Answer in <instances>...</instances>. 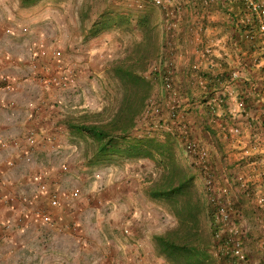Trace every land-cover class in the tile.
Listing matches in <instances>:
<instances>
[{
  "label": "rangeland",
  "instance_id": "374dc122",
  "mask_svg": "<svg viewBox=\"0 0 264 264\" xmlns=\"http://www.w3.org/2000/svg\"><path fill=\"white\" fill-rule=\"evenodd\" d=\"M134 5V0L129 2L126 0H39L34 5L24 6L19 0H0V74L9 77V87H3V90L13 89L15 84L22 83L24 84L21 86L23 89L39 87L40 89L33 93L42 96L36 104L35 100L30 102V98L25 103L24 99L19 103L14 99V104H26L27 116L33 119L30 123L31 128L23 137L24 143L22 144L25 145L24 148L29 154L42 138L43 141L50 139L49 141L53 142L52 145H45L44 142L47 150L46 155L44 153L43 156V160H47L45 162L51 170H49V176L57 171L56 174L63 181V186L70 190L79 187L81 196L87 195L89 203H93L92 208L88 209L84 216L80 215L82 218L79 217V222L76 223L83 239L77 240L73 233L64 230V233H69L76 240L73 246L64 243V249L71 246L70 249H75V256L72 251L70 257L62 255V258H58L55 255L57 250H50L57 248L54 247L57 242L45 244V241H36L35 233L30 230L25 231L24 227L28 226L25 223L14 230L15 238L20 240L26 235L31 236L30 244L33 245H30L31 247L27 250L32 253L23 254L25 246H20L18 242H10L7 239V242H10L8 245L0 243V264H104L102 263L105 258L102 256L103 253L108 256L106 264H168L162 257L149 253L147 251L149 247L147 248L145 244L155 234L153 229L161 233L175 223L174 217L165 211L159 202L152 200L159 213H156L153 204L148 206L145 204V199H149L144 192L145 186H148L149 180L157 176V167L153 164L151 171L145 172L147 170L145 166L148 163L134 165L133 169H140L137 180H135L133 174L128 172L132 170V164L138 160L120 158L95 160L93 147L76 134L69 132L64 124L65 120L78 119L84 113L100 112L103 107H109L115 103L119 85L110 77L107 69L112 62L121 58L128 49L127 47H131V44L141 36L139 26L136 24ZM186 6L185 8L189 7ZM106 7L126 9L132 11L134 15L127 25L112 26L101 29L95 34L91 33V23L96 20V15ZM157 10L158 23L161 26L162 11L160 8ZM57 50L60 55L56 57L53 51ZM12 61L16 63L13 64L14 66L11 65ZM32 63L39 65L41 72L50 76H62L64 84L42 86L36 83V86H31V76L35 73L30 69ZM153 64L146 72L152 82L147 103L150 98H159L161 88V84L153 79V76L150 77L149 72ZM41 110H44L43 115H41ZM146 120L147 117L143 114L136 121V128L143 127L141 135L153 136L162 141L167 130L147 133L144 128L149 127L150 119L148 122ZM34 126L37 128L35 129ZM31 131L36 133V142L32 147L25 140L26 135ZM41 134L45 137L39 139L38 135L41 136ZM132 134L138 135L135 129ZM39 157L40 155L33 153L29 157L26 156L22 164L24 166H27L25 164L28 162L34 164L31 160L35 159L37 160L35 166H37ZM122 170H127L129 177L122 178L120 172ZM122 179L126 180L124 184L130 187L140 186V191H134L129 198L117 196L113 190H115V185L123 181ZM37 181H39L38 184L41 182ZM44 181L50 190L58 191L60 194H66V191H69L67 188L59 189L58 186L52 184L53 182L48 183L46 179ZM89 189L92 191L84 193V190ZM117 203L122 207L124 205L125 211L130 210V212H126V219L119 229H109L105 226V218L110 214L114 216L119 213ZM236 211L234 218L237 226L244 230L238 224L240 217L239 212ZM22 213L25 216V213ZM27 214L31 216V210L27 211ZM26 221L29 223L28 220ZM115 231L121 233H115ZM138 232L142 235L141 240L133 239L134 234ZM121 234L125 236L124 240ZM260 240H263L258 244L261 246L260 251L262 250L264 258V239ZM251 243L254 244V242ZM251 243L248 240L244 241L247 253ZM103 247L104 250H102ZM37 250L39 253L44 252L45 256L40 253L38 257H35ZM210 253L213 255L212 249ZM7 254L9 255L6 256ZM55 260L57 261L54 262ZM262 262L264 263V260Z\"/></svg>",
  "mask_w": 264,
  "mask_h": 264
},
{
  "label": "crops",
  "instance_id": "0c3cea01",
  "mask_svg": "<svg viewBox=\"0 0 264 264\" xmlns=\"http://www.w3.org/2000/svg\"><path fill=\"white\" fill-rule=\"evenodd\" d=\"M186 5V7H189L186 8V17L180 24L182 31L176 38V41L181 45V54L175 58L174 84L180 98L179 112L183 114L189 124L192 136L196 137L207 148L209 161L206 172L211 174L214 183L217 185L216 187L223 189V195L237 210L236 212H239L240 220L238 224L245 231V240L250 243L254 242V244L251 243L250 250L247 253L248 260H250L248 264H264L262 262L264 260L262 250L260 251L261 246L258 244V242L263 241L260 239H264V205L259 206L254 200L259 193L264 194V35H259L253 42H249L245 38L243 40L241 38L240 42L233 41L234 31L237 30L241 34L243 32L239 27L234 30L226 15H222L220 10L214 8V5L210 8L209 15L205 19L199 18L193 12L199 9L190 7L189 3ZM198 23H202L206 29L203 32L202 41L195 44L188 29ZM163 36L165 40V32ZM210 39H215L217 42L213 46L212 57L216 65L212 70L205 72L206 66L204 62H199L198 51ZM195 64L198 68L194 67ZM199 74L206 75L205 87L197 83L196 76ZM30 84H32L31 86L37 85L34 82ZM22 85L24 84H15L13 89L5 91L0 89V141L5 140L8 144L5 148H0V243L8 245L12 241L18 242L20 246H25L23 254L31 252L27 250L28 247H31L30 245H33L30 244L31 236L26 235L19 240L15 238L16 232L14 231L17 230L19 225L23 226L27 223L28 226L24 227L26 228L25 231L30 230L35 233L36 241H45V244L57 242L54 245L57 248L51 246L52 249L50 250H57L55 255L58 258H62V255L70 257L72 251L73 255L75 252V249H70V247L73 246L72 244L76 240L69 233L64 232H68L66 229L68 224L79 222L78 218L84 216L87 210L92 208L93 203H89L87 195H82L76 200H70L65 198L64 193H59L60 207L51 209L54 221L52 225H40L42 223L36 222L32 213L31 216H27V211L31 210V205L24 204L23 200L17 199L13 203H6L4 199L10 194H17L19 197L24 198L35 196L36 184L39 182L37 180L41 181L43 179H46L48 183L53 182L52 184L58 186L61 190H65L64 188L69 189L63 186V181L56 174L57 171L49 176L50 167L45 162L46 159L43 160V156L47 150L45 145H52L53 143L49 141L50 139L43 141L42 137H45V135H38L39 139L42 138L39 141L40 145L38 143L29 154L24 148L25 145L22 144L24 143L23 137L27 130L31 128L30 123L33 119H29L27 116L26 104H14V99L18 103L22 99H24V103L31 99L30 102L35 100L36 104L42 98L38 93H33L38 91L39 87L23 89ZM221 94L224 96L223 104L211 108L212 98ZM42 111L44 110H41V115L44 114ZM232 127H238L240 133L231 132ZM34 128L37 127L34 126ZM171 129L170 132H173L175 127L172 125ZM174 138L177 142L176 148L180 156L179 160L188 165L193 172L197 170L196 184L202 193L206 194L204 186L205 170L197 166H190L188 156L184 147H182V140L178 136ZM13 141H16L15 145H13ZM33 153L40 155L39 164L35 166L37 160L34 159L31 160L34 164L28 162L25 164L27 166H24L22 164L24 158ZM10 162L12 164H8ZM140 163H148L145 164L147 169L145 172L151 171L153 163L148 159L138 160V162L132 164L131 168L135 167L134 165H140ZM120 172L122 178L124 176L129 177L131 173L137 180L140 169L132 168L128 172L129 174H127V170ZM239 178L246 180L247 191H243L239 185ZM122 180L115 185V190H113L117 196L129 198L134 191H140V186L130 187V185L124 184L126 180ZM88 191L92 190H84V193H89ZM35 201L42 208L46 209L48 207L47 199L42 195L37 194ZM145 204L147 206L153 204L155 208V204L151 199L146 198ZM116 205H118L117 210H119V213L114 216L110 214L105 218V226L109 229H119L126 219L127 213L130 212V210L125 211L124 205L123 207L118 203ZM155 211L159 213L156 208ZM22 212L27 217L23 216ZM7 222L10 223V226L4 228L3 225ZM153 232L157 233L158 231L153 229ZM115 233L121 232L115 231ZM124 237L122 235V240L125 239ZM141 238L140 232L135 233L133 236L135 240H141ZM7 239L10 242H7ZM64 243L71 244V246L64 249ZM145 244L147 248L149 247L147 251L154 254L151 238ZM43 250L45 252L46 248ZM102 250H104V247ZM37 251L35 257L40 253L45 256L44 252L40 251L39 253ZM105 251H107L106 248ZM102 256H105L102 263L106 264L108 256L104 253Z\"/></svg>",
  "mask_w": 264,
  "mask_h": 264
},
{
  "label": "trees",
  "instance_id": "16d2710c",
  "mask_svg": "<svg viewBox=\"0 0 264 264\" xmlns=\"http://www.w3.org/2000/svg\"><path fill=\"white\" fill-rule=\"evenodd\" d=\"M19 1L21 5L31 6L39 0ZM137 3L141 6L138 7ZM188 3L199 10L204 8L201 0H188ZM134 4L141 36L107 69L119 85L115 103L103 107L100 112L84 113L78 119L65 120L64 124L69 132L93 147L95 160L153 161L157 176L149 180L144 192L149 199L159 202L175 220L173 226L151 236L156 256L168 264H217V258L210 253L215 247L214 232L219 230V226L213 223L214 206L196 184L197 170L193 172L179 160L174 138L180 137L178 129L167 130L160 141L153 136H142L143 127L136 128V121L144 114L150 97L152 82L146 72L153 62L156 69L149 72L150 77L161 84L158 95L161 100L165 98L161 80L165 40L162 24L158 23V7L149 0H134ZM213 5L226 15L234 30L239 27L242 32L247 31L253 36L249 42L264 35L259 32L257 16L246 8L243 0H215L207 9ZM117 8L106 7L96 15L90 32L95 34L101 29L127 25L133 12ZM241 38L243 40V33L234 31L232 40L240 42ZM146 127L144 131H148ZM134 129L138 135L132 134ZM180 139L185 150V141ZM249 261L247 259V264Z\"/></svg>",
  "mask_w": 264,
  "mask_h": 264
},
{
  "label": "built area",
  "instance_id": "2783aa9c",
  "mask_svg": "<svg viewBox=\"0 0 264 264\" xmlns=\"http://www.w3.org/2000/svg\"><path fill=\"white\" fill-rule=\"evenodd\" d=\"M154 6L158 7L162 11V27L166 34L165 37V48L161 55L162 67L164 72L161 75L162 88L165 92V98H150L144 115L150 119V125L148 131L156 130H171L173 125L178 129L180 137L185 141V152L188 156L189 161L193 166L203 168L205 170V190L208 202L214 206V218L213 223L219 226V230L214 232L215 247L212 249L213 255L217 258L219 264H247V252L245 251V231L237 226L235 216V209L233 205L223 195V189L217 188L214 180L207 171V163L209 159L208 150L203 144L195 139L189 128V124L185 120L183 114L179 112L180 99L175 89V58L181 54V45L176 41L177 35L182 31L181 22L186 17L185 5L187 2L181 0H149ZM215 0H201L203 9L193 11L199 18H206L209 15L210 9H207ZM246 8L253 12L259 22V32L264 34V0H243ZM138 7L140 3L136 4ZM206 29L203 24L198 23L189 27L191 38L195 44L202 41V35ZM243 37L246 40H251L253 36L245 31ZM210 42V43H208ZM207 44L201 48L199 52V62L205 63V72L212 70L216 62L213 60V46L217 43L215 39H210ZM54 56H59L60 53L57 50L53 51ZM12 63V64H11ZM10 64H15L12 61ZM195 68L198 66L195 64ZM31 71L35 72L31 76V81L40 85H61L64 84L62 76H50L44 72H41V68L36 63L30 64ZM156 67L153 66L152 70ZM197 77V83L205 87L206 86V75L199 74ZM9 77L6 75H0V83L3 87L8 88ZM8 86V87H7ZM211 108L219 106L224 102V96L221 94L215 98H212ZM231 132L239 134L240 130L238 127H232ZM34 132H29L25 140L32 147L33 143L36 142ZM7 142L5 140L0 141V148H5ZM16 144V141H13ZM11 163V162H10ZM239 185L244 190H248L246 180L239 178ZM38 195L44 196L47 199V208H42L36 204L35 198ZM65 198L70 200H76L81 196V190L79 187H74L67 192ZM6 203H13V201L19 199L23 200L24 203L31 205V213L33 219L36 222L52 225L54 223L51 209L60 207L59 192L50 190L44 180L37 186V192L35 196L28 198L19 197L17 194L7 195L5 198ZM254 200L259 206L264 205V194L259 193L255 196ZM25 215V214H24ZM26 216V215H25ZM10 223L4 224L5 228H9ZM66 229L73 233L77 240L83 239V235L79 226L76 222L67 225ZM131 264V263H129Z\"/></svg>",
  "mask_w": 264,
  "mask_h": 264
},
{
  "label": "clouds",
  "instance_id": "9594fccd",
  "mask_svg": "<svg viewBox=\"0 0 264 264\" xmlns=\"http://www.w3.org/2000/svg\"><path fill=\"white\" fill-rule=\"evenodd\" d=\"M0 75H2V74H0ZM8 76V75H7ZM6 88V87H5ZM0 89H3V86H2V84L0 83ZM13 143V142H12ZM8 144H6V146H7ZM14 145V144H13Z\"/></svg>",
  "mask_w": 264,
  "mask_h": 264
}]
</instances>
